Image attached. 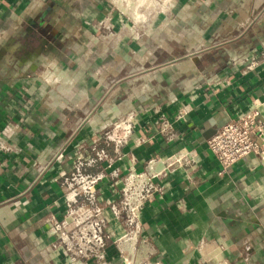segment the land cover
<instances>
[{
	"label": "crops",
	"instance_id": "crops-1",
	"mask_svg": "<svg viewBox=\"0 0 264 264\" xmlns=\"http://www.w3.org/2000/svg\"><path fill=\"white\" fill-rule=\"evenodd\" d=\"M252 3L173 0L165 12L144 10L132 32L110 0H0V264H80L50 255L59 237L48 219L65 212L59 171L77 142L130 110L145 141L124 147L122 166L131 153L137 166L178 150L197 157L140 213L153 261L264 264V154L223 171L206 144L230 118L264 117V61L249 69L243 60L264 50V6L253 16ZM109 13L115 34L105 36L95 27ZM182 108L167 142L159 127ZM116 186L104 180L101 201L117 199ZM112 230L121 232L117 221ZM110 253L125 264L112 243Z\"/></svg>",
	"mask_w": 264,
	"mask_h": 264
},
{
	"label": "built area",
	"instance_id": "built-area-1",
	"mask_svg": "<svg viewBox=\"0 0 264 264\" xmlns=\"http://www.w3.org/2000/svg\"><path fill=\"white\" fill-rule=\"evenodd\" d=\"M110 1L122 16L133 20L129 28L134 32L135 20L142 16L135 18L131 13L123 11L114 0ZM172 1L155 0V8L165 12ZM95 28L105 31V36L114 35L112 15L109 13L103 17ZM243 60L247 62V68L253 69L264 61V50L262 53L247 55ZM186 112L182 108L175 119L165 120L166 123L159 127L167 142L179 136L174 123ZM139 118V112L127 111L93 132L91 140L81 139L75 144L69 168L60 170L58 176L65 203L64 216L61 220L56 217L48 219L50 233H57L59 237L51 245V256L61 253L67 259H80V264L88 260H94L96 264H113L114 256L110 255L112 243L125 264H159L152 259L156 253L154 245L141 237L140 213L148 202L165 196L173 172L180 167H193L197 157L193 150L187 153L178 150L173 153L170 162L162 155L155 154L142 166H137L131 153L129 160L122 166L120 162L126 155L124 147H129L132 141L138 144L145 141L144 135L136 134ZM152 122L158 126L160 120L156 118ZM260 133H264V117L257 109H252L217 125L206 138V144L224 171L248 154L263 155L264 143H259ZM110 146H113L112 154L108 151ZM106 179L111 180L115 186L119 185V188L116 186L119 191L117 199L106 198L101 201L98 189ZM113 221L120 225V233L109 231Z\"/></svg>",
	"mask_w": 264,
	"mask_h": 264
},
{
	"label": "bare ground",
	"instance_id": "bare-ground-1",
	"mask_svg": "<svg viewBox=\"0 0 264 264\" xmlns=\"http://www.w3.org/2000/svg\"><path fill=\"white\" fill-rule=\"evenodd\" d=\"M116 5H118L123 11H126L128 13H131V15H134L135 18L140 17L141 11L139 8L141 6H138L139 0H114ZM127 3H126V2ZM155 0H149V3H145V5H151L152 7H156ZM132 11L134 12L132 14Z\"/></svg>",
	"mask_w": 264,
	"mask_h": 264
},
{
	"label": "water",
	"instance_id": "water-1",
	"mask_svg": "<svg viewBox=\"0 0 264 264\" xmlns=\"http://www.w3.org/2000/svg\"><path fill=\"white\" fill-rule=\"evenodd\" d=\"M264 6V0H253L252 15L256 16ZM259 143H264V133L259 134Z\"/></svg>",
	"mask_w": 264,
	"mask_h": 264
},
{
	"label": "rangeland",
	"instance_id": "rangeland-1",
	"mask_svg": "<svg viewBox=\"0 0 264 264\" xmlns=\"http://www.w3.org/2000/svg\"><path fill=\"white\" fill-rule=\"evenodd\" d=\"M142 10V13H144V10H147V11H151V12H155V7H152L151 5L149 6V5H146V6H142L141 8H140V11ZM156 10H157V8H156ZM126 12V11H125ZM128 13V12H127ZM263 152V154H264V151H262Z\"/></svg>",
	"mask_w": 264,
	"mask_h": 264
},
{
	"label": "clouds",
	"instance_id": "clouds-1",
	"mask_svg": "<svg viewBox=\"0 0 264 264\" xmlns=\"http://www.w3.org/2000/svg\"><path fill=\"white\" fill-rule=\"evenodd\" d=\"M145 3H149V0H139L138 6H143Z\"/></svg>",
	"mask_w": 264,
	"mask_h": 264
}]
</instances>
